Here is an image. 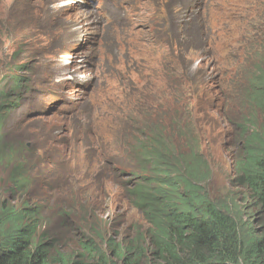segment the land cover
Segmentation results:
<instances>
[{
    "label": "rangeland",
    "instance_id": "1",
    "mask_svg": "<svg viewBox=\"0 0 264 264\" xmlns=\"http://www.w3.org/2000/svg\"><path fill=\"white\" fill-rule=\"evenodd\" d=\"M128 1H4L0 93L8 97L0 98V196L14 191L11 176L26 177L27 190L15 192L13 200L35 205L48 235L63 233L69 241L81 226L75 220L87 216L102 230L112 210L118 235L143 225L120 173L111 171L128 164L121 156L108 168V156L116 153L108 120L126 105L128 112L154 105L151 99L170 84L182 91L191 83L216 123L206 146L208 195L237 222L246 248L263 241L264 214L232 183L241 130L232 124L235 108L228 112L232 120L221 110L225 83L241 61L225 62L221 44L239 48L238 21L247 26L245 39L264 26V0ZM214 4L228 14L221 25L207 19L206 8ZM18 77L24 86L15 91Z\"/></svg>",
    "mask_w": 264,
    "mask_h": 264
},
{
    "label": "trees",
    "instance_id": "2",
    "mask_svg": "<svg viewBox=\"0 0 264 264\" xmlns=\"http://www.w3.org/2000/svg\"><path fill=\"white\" fill-rule=\"evenodd\" d=\"M4 1L0 0V11ZM261 29L254 28L257 36H244L239 50L230 48L225 62L232 61L233 66L241 62L226 82L221 113L229 118L234 107L231 113L236 122L232 124L241 130L242 147L232 159V183L245 190L264 214ZM258 37L261 43L255 42ZM23 81L14 78L13 90L19 91ZM195 92L191 87L177 91L170 84L160 98L151 99L154 105H137L129 112L126 105L119 109V116L108 120L114 152L129 168V173L121 171L118 176L124 180L127 201L141 213L143 225L118 235L112 210L113 214L105 213L102 230L85 216L75 220L82 226L76 239L69 241L63 233L48 235L38 208L28 201L13 200L15 192L27 190L29 182L14 174L10 180L14 191L8 198L0 196V264H264V240H254L246 248L237 222L208 195L212 166L206 146L209 136L214 139L216 135V123L203 102L204 109L198 105ZM7 97L8 92L0 93V98Z\"/></svg>",
    "mask_w": 264,
    "mask_h": 264
},
{
    "label": "clouds",
    "instance_id": "3",
    "mask_svg": "<svg viewBox=\"0 0 264 264\" xmlns=\"http://www.w3.org/2000/svg\"><path fill=\"white\" fill-rule=\"evenodd\" d=\"M264 11V10H263ZM243 27V25H240V26H238L237 28V32H239L240 34H241V36H239V44H238V49L237 50H239L240 49V46H241V42H242V39H243V33H245V32H243V31H241L240 29ZM263 29H261V30H259V32H260V35H263L264 34V31H262ZM254 34H255V36H257V34L255 33V30H254ZM224 42V41H223ZM255 42L256 43H261L260 41H259V37L258 38H255ZM235 44H237V43H235ZM224 49H226L227 50V52L229 53V51H228V49H227V47H225ZM235 49V48H234ZM226 60V59H225ZM234 72H237V71H235V70H233V73L231 74V75H229L228 76V81H229V78L234 74ZM226 84V83H225ZM191 87L192 88V85H191V83H189V84H186L184 87L185 88H187L188 89V87ZM224 90H225V88H224ZM195 90H193V92H194ZM226 91V90H225ZM196 93V92H195ZM198 101H199V103H198V105L201 103V101H200V97L198 98ZM222 102H224V97H223V101ZM201 106H202V104H201ZM202 108H203V106H202ZM222 108H223V106H222ZM222 111V110H221ZM215 127H216V125H215ZM107 132L109 133V131H108V129H107ZM110 134V133H109ZM111 135V134H110ZM108 157H110V160H109V164H108V168L110 169L112 166H114V165H116V161L118 160V158H119V156H118V154H114V153H112L111 155H109ZM111 170V169H110ZM116 170H118V171H116ZM129 168L128 167H125L124 169H120V168H118V167H115V169L114 170H111V171H116V172H121V171H124V172H126V173H129Z\"/></svg>",
    "mask_w": 264,
    "mask_h": 264
},
{
    "label": "bare ground",
    "instance_id": "4",
    "mask_svg": "<svg viewBox=\"0 0 264 264\" xmlns=\"http://www.w3.org/2000/svg\"><path fill=\"white\" fill-rule=\"evenodd\" d=\"M127 2H129L128 0H126ZM225 16L224 15H222V16H220V17H218V20H217V25H221L225 20ZM216 27H218V26H216ZM105 99H108V98H105ZM105 99H102L103 101H105Z\"/></svg>",
    "mask_w": 264,
    "mask_h": 264
}]
</instances>
